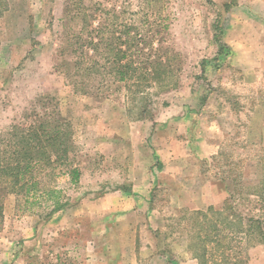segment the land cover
Segmentation results:
<instances>
[{"label": "rangeland", "instance_id": "1", "mask_svg": "<svg viewBox=\"0 0 264 264\" xmlns=\"http://www.w3.org/2000/svg\"><path fill=\"white\" fill-rule=\"evenodd\" d=\"M75 4L0 0V138L32 110L58 111L80 169L75 184L62 166L37 175L61 190L65 204L51 213L42 196L0 190V264H199L190 212L220 209L226 193L207 183L211 202H196L198 183L239 171L254 180L264 166V0H82L112 29L162 24L152 54L170 73L141 93L112 76L74 74V34L91 30ZM92 56L97 71L102 59ZM170 128L190 139L188 156H170ZM240 200L245 213L262 212L254 196ZM239 240L231 258L264 264V244Z\"/></svg>", "mask_w": 264, "mask_h": 264}, {"label": "trees", "instance_id": "2", "mask_svg": "<svg viewBox=\"0 0 264 264\" xmlns=\"http://www.w3.org/2000/svg\"><path fill=\"white\" fill-rule=\"evenodd\" d=\"M74 2L78 15L84 18V27L91 28L85 37L81 36L82 32L74 34L75 51L78 52L74 74L83 71L89 78L92 75L112 76L116 81L129 82L136 91L150 86L153 81H163L169 75L170 69L163 59L156 64L159 56L155 58L152 54L153 40L160 39L162 24L140 32H131L127 24L123 29H112L105 25L107 18H103L101 9L87 12L82 0ZM2 10L4 8L0 13ZM219 46L221 52L224 45ZM93 52L102 59L97 71L93 70L97 64L91 60ZM85 60L86 63L91 62L84 64ZM142 91L139 90L140 93ZM56 115L57 118L53 119L46 112L32 110L26 114L28 123L13 125L9 134L0 138V190L23 194L28 199L42 196L51 202L50 213L60 210L65 204L60 199L61 190L42 185L37 175L43 173L52 177L55 169L62 166L61 173L68 176L71 184L80 178L79 167L70 159L73 149L71 124L58 111ZM260 174L254 180L241 171L223 174L220 178L226 184L227 197L221 208L190 212L192 224L189 225L191 236L188 245L199 264H209L208 259L212 256L211 264H244L238 253L231 258V254L225 251L235 247L237 239L245 240L248 245L264 244V166ZM251 195L262 209L259 215L247 214L237 205L240 199L241 202L249 201ZM208 243L214 244L219 259L214 258L215 253L211 254Z\"/></svg>", "mask_w": 264, "mask_h": 264}, {"label": "crops", "instance_id": "3", "mask_svg": "<svg viewBox=\"0 0 264 264\" xmlns=\"http://www.w3.org/2000/svg\"><path fill=\"white\" fill-rule=\"evenodd\" d=\"M195 116H190L189 115V118L190 119H194ZM170 120H173L172 118H170ZM194 125L191 123L188 124L187 126V130L190 131V127ZM195 126V125H194ZM175 127V126H174ZM192 128V127H191ZM170 156H172V158L174 159H180V158H183V157H186L189 155L190 151H191V148H190V145H189V141L190 139H185L186 136L183 138V136H179V133H180V130H178V132L176 133L175 132V128L174 129H171L170 128ZM189 133H187L188 135ZM192 145V144H191ZM169 147V145H168ZM213 157H211L212 159ZM202 182L198 183L199 187L196 189V187L198 185L195 184V186L193 187L192 191H194L196 189V202H199L201 201L202 202H207V200H205L204 196H203V192H206V190H203L202 186H204L205 189L209 188L208 184L210 185V187L212 186H217L219 188H222L224 189L225 193H226V197H227V190H226V184L224 183V181L221 179V178H216V177H211L209 180H201ZM206 183V186L204 185ZM208 183V184H207ZM199 188H202L201 191H199ZM186 190V188H185ZM199 192V194H198ZM212 197V196H211ZM210 197V198H211ZM226 197L224 198V200L222 201V205L226 199ZM208 202H211V200H209ZM207 202V204H208ZM210 204V203H209ZM208 208H212L214 210L218 209L216 208L215 206H207L206 209ZM221 208V207H220ZM170 262H173L172 258L170 257Z\"/></svg>", "mask_w": 264, "mask_h": 264}]
</instances>
